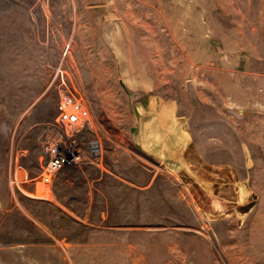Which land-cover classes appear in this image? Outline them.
<instances>
[{"label":"rangeland","instance_id":"374dc122","mask_svg":"<svg viewBox=\"0 0 264 264\" xmlns=\"http://www.w3.org/2000/svg\"><path fill=\"white\" fill-rule=\"evenodd\" d=\"M59 69L92 126L78 137L82 161L50 175L44 146L64 134ZM260 76L264 0H0L11 261L26 242L47 264H264ZM168 103L205 161L223 166L217 179L208 171L216 196L188 191L153 155L152 120Z\"/></svg>","mask_w":264,"mask_h":264},{"label":"crops","instance_id":"0c3cea01","mask_svg":"<svg viewBox=\"0 0 264 264\" xmlns=\"http://www.w3.org/2000/svg\"><path fill=\"white\" fill-rule=\"evenodd\" d=\"M257 89V93L264 97V76L259 77ZM163 107H171L172 109L167 108L171 110L167 118L159 116L152 120L153 128L150 136L153 155L162 160L171 174L181 178L188 191L193 192L194 188L197 190L196 186H192L195 183L199 187L198 190L205 196H216L219 187L215 179L218 177V170L220 173L223 171V166L209 165L195 144L191 131L186 128L185 123L175 117L173 105L168 103L167 106L164 105ZM142 126H147V123L142 122ZM140 138L141 141H145L147 138L144 129H141ZM194 167H198L199 172ZM209 170L216 172L214 174V176L216 175L215 179L208 175ZM209 188L215 189V193ZM106 213L108 214V212ZM106 213L103 215L104 218ZM10 215L11 212L0 215V264H29V262L47 264L46 259L38 261L28 256L26 242L15 243L13 250L17 249L15 252H18V255L13 253V261H11V229H5L4 226V222L9 219Z\"/></svg>","mask_w":264,"mask_h":264},{"label":"built area","instance_id":"2783aa9c","mask_svg":"<svg viewBox=\"0 0 264 264\" xmlns=\"http://www.w3.org/2000/svg\"><path fill=\"white\" fill-rule=\"evenodd\" d=\"M66 76L67 72L59 69L54 81L58 87V111L64 134L46 143L41 161L43 172L50 175L82 161L78 137L92 126L84 96L77 88L71 89L70 77Z\"/></svg>","mask_w":264,"mask_h":264},{"label":"water","instance_id":"95a60500","mask_svg":"<svg viewBox=\"0 0 264 264\" xmlns=\"http://www.w3.org/2000/svg\"><path fill=\"white\" fill-rule=\"evenodd\" d=\"M92 156L94 158L100 157L101 156V146L99 145V143H95L93 146V150H92Z\"/></svg>","mask_w":264,"mask_h":264}]
</instances>
